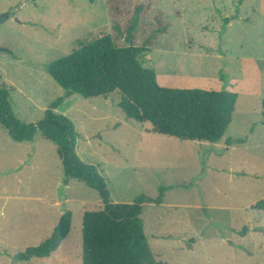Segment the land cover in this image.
Returning a JSON list of instances; mask_svg holds the SVG:
<instances>
[{
    "label": "rangeland",
    "instance_id": "obj_1",
    "mask_svg": "<svg viewBox=\"0 0 264 264\" xmlns=\"http://www.w3.org/2000/svg\"><path fill=\"white\" fill-rule=\"evenodd\" d=\"M136 7L133 44L163 26L143 65L164 87L236 91L232 121L218 142L183 139L127 117L118 91L74 93L57 111L74 124L76 152L101 174L110 201L153 199L140 217L157 261L264 264V211L252 208L264 197V0H0L8 14L0 46L9 49L0 51V83L12 111L38 123L65 92L48 65L80 39L110 34L128 45ZM103 204L97 189L66 178L40 129L17 141L0 122V264L46 239L66 210L71 228L58 249L17 264H82L83 213Z\"/></svg>",
    "mask_w": 264,
    "mask_h": 264
},
{
    "label": "trees",
    "instance_id": "obj_2",
    "mask_svg": "<svg viewBox=\"0 0 264 264\" xmlns=\"http://www.w3.org/2000/svg\"><path fill=\"white\" fill-rule=\"evenodd\" d=\"M140 7H136L125 38L128 45H117L110 34L78 41V48L48 65V71L64 89L45 109L36 124L18 119L9 102V89L0 83V122L17 141L32 140L37 129L57 145L67 179H80L97 189L104 200L101 208L85 210L82 216V264H167L157 261L144 232L140 214L144 202H113L95 166L84 162L76 152L78 133L73 122L57 108L77 93L84 97L107 96L118 91V105L125 115L139 122L148 121L152 130L183 139L218 142L232 121L238 93L202 87L173 88L159 84L153 69L142 57L154 31L141 45L131 42ZM226 20V19H225ZM228 21V20H226ZM118 31L120 28L117 26ZM161 196L154 201L160 203ZM252 208L264 211V197ZM72 213L64 211L51 234L41 243L28 246L14 256V263L32 257H49L70 232ZM261 229V228H260ZM246 230V228H243Z\"/></svg>",
    "mask_w": 264,
    "mask_h": 264
},
{
    "label": "water",
    "instance_id": "obj_3",
    "mask_svg": "<svg viewBox=\"0 0 264 264\" xmlns=\"http://www.w3.org/2000/svg\"><path fill=\"white\" fill-rule=\"evenodd\" d=\"M6 19H8L7 13L0 14V24L3 23ZM0 51H9L6 47L0 46Z\"/></svg>",
    "mask_w": 264,
    "mask_h": 264
}]
</instances>
